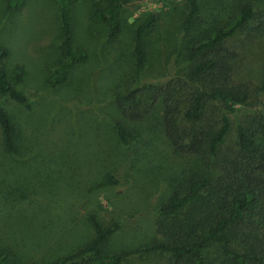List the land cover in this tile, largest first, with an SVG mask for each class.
<instances>
[{"label":"rangeland","instance_id":"obj_1","mask_svg":"<svg viewBox=\"0 0 264 264\" xmlns=\"http://www.w3.org/2000/svg\"><path fill=\"white\" fill-rule=\"evenodd\" d=\"M239 1L203 0L201 18L227 22ZM250 1L260 32L233 66L241 77L251 78L264 60V0ZM95 5V0H76L74 45L86 58L69 71L67 82L51 87L49 77L61 59L59 4L23 0L5 12L0 0V47L9 51L5 67L13 81L22 73L19 89L27 99L23 105L0 97L16 126L18 149L17 155L6 154L0 142V251L10 249L15 261L47 264L86 241L92 231L84 218L89 212L121 226L108 241L111 252L134 249L156 236L154 215L173 187L200 171L197 157L170 146L158 123L159 110L133 123L121 116L115 99L136 83L134 28L148 13L159 19L146 37L149 62L141 84L162 86L190 68L184 51L190 35L182 28L185 0H134L122 12L117 39H109L104 24L91 17ZM241 39H230L228 47L248 43ZM252 81L256 84L257 77ZM116 121L139 134L130 148L118 140ZM235 135L233 129L224 148L235 145ZM107 174L117 183L98 187ZM166 258L153 253L129 264H165Z\"/></svg>","mask_w":264,"mask_h":264},{"label":"trees","instance_id":"obj_2","mask_svg":"<svg viewBox=\"0 0 264 264\" xmlns=\"http://www.w3.org/2000/svg\"><path fill=\"white\" fill-rule=\"evenodd\" d=\"M53 1L59 4L61 59L48 82L56 87L68 81L69 71L86 54L74 45L71 15L76 0ZM133 1L95 0L91 17L104 24L109 39H117L123 31L122 12ZM202 1L185 0L182 28L190 35L184 49L190 68L162 86L141 84L149 62L146 37L159 19L148 13L134 28L136 83L127 94L115 96L119 113L129 122H141L154 109L159 110L164 137L176 151L197 157L199 173L176 184L157 208L154 238L131 250L111 252L108 241L121 226L105 224L89 212L84 218L92 229L90 238L47 264H129L153 253L167 255L165 264H264V60L251 78L241 77L233 66L239 52L243 56L252 47L250 39L260 27L253 25L255 8L250 0L239 1L231 19L224 23L213 21L214 17L203 20ZM4 2L5 12H9L23 0ZM236 37L248 43L236 45V49L228 47L227 42ZM8 56L9 51L0 47V97L27 105L19 89L23 75L17 72L14 81L9 78L5 67ZM255 77L256 84L252 81ZM112 126L125 148L140 138L121 121ZM233 129L235 145L224 148ZM16 131L0 102V142L6 154H18ZM116 183L113 175L107 174L97 186ZM0 264L39 263L15 261L10 249H2Z\"/></svg>","mask_w":264,"mask_h":264}]
</instances>
